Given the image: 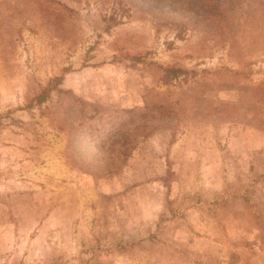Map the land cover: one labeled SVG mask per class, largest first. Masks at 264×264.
Segmentation results:
<instances>
[{"label": "rangeland", "instance_id": "obj_1", "mask_svg": "<svg viewBox=\"0 0 264 264\" xmlns=\"http://www.w3.org/2000/svg\"><path fill=\"white\" fill-rule=\"evenodd\" d=\"M243 4L220 42L174 0H0V264H264V20ZM74 100L160 120L96 179L54 114Z\"/></svg>", "mask_w": 264, "mask_h": 264}, {"label": "trees", "instance_id": "obj_2", "mask_svg": "<svg viewBox=\"0 0 264 264\" xmlns=\"http://www.w3.org/2000/svg\"><path fill=\"white\" fill-rule=\"evenodd\" d=\"M166 1L170 3L172 0ZM238 1L239 6H244L243 2L247 0H174V3L175 5L190 4L192 10L188 14L193 16L192 18L190 16L188 21L195 22L198 17L201 18L203 23L219 30V35L222 36L220 42H225L229 35L227 32L233 30L237 24L233 12L236 13L234 7ZM259 1L260 4L254 9L245 8L250 10V15L252 14L249 22L264 20V0ZM245 14L246 12L240 13L236 19H240ZM118 17L120 16L117 15L116 18ZM55 81L59 85L61 79ZM52 91V87L42 90L33 100L35 105L47 102ZM72 103L61 102L58 111L54 114L58 117L57 120L65 124L61 129L71 133L78 148L90 153L94 150L96 156L99 153L103 154L105 163H98L97 160L93 164H80L77 167L79 171L96 179L115 175L121 171L138 147L139 140L150 136L158 126L157 120H160L159 116L155 118L148 115L154 112L148 105L123 109H98L79 100H74Z\"/></svg>", "mask_w": 264, "mask_h": 264}]
</instances>
